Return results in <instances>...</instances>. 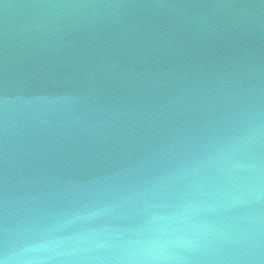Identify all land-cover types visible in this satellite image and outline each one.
I'll list each match as a JSON object with an SVG mask.
<instances>
[{
    "label": "water",
    "instance_id": "water-1",
    "mask_svg": "<svg viewBox=\"0 0 264 264\" xmlns=\"http://www.w3.org/2000/svg\"><path fill=\"white\" fill-rule=\"evenodd\" d=\"M0 264H264V0H0Z\"/></svg>",
    "mask_w": 264,
    "mask_h": 264
}]
</instances>
